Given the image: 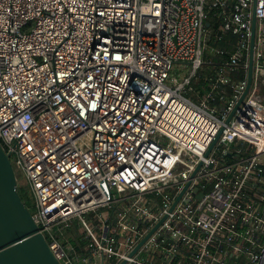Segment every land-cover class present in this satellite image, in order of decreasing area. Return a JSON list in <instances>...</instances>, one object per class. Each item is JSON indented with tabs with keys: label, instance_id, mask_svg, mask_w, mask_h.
I'll use <instances>...</instances> for the list:
<instances>
[{
	"label": "built area",
	"instance_id": "built-area-1",
	"mask_svg": "<svg viewBox=\"0 0 264 264\" xmlns=\"http://www.w3.org/2000/svg\"><path fill=\"white\" fill-rule=\"evenodd\" d=\"M0 145L60 264H264V0H0Z\"/></svg>",
	"mask_w": 264,
	"mask_h": 264
},
{
	"label": "water",
	"instance_id": "water-1",
	"mask_svg": "<svg viewBox=\"0 0 264 264\" xmlns=\"http://www.w3.org/2000/svg\"><path fill=\"white\" fill-rule=\"evenodd\" d=\"M253 21L254 17L252 15V24ZM207 24V22L204 23L205 26ZM251 45L252 37L250 39V47ZM249 77L250 66L247 74L248 82ZM214 140L210 143L205 154L209 151ZM0 264H60L59 260L55 258L48 248L46 239L39 232L28 208L20 198L9 154L3 150L1 145Z\"/></svg>",
	"mask_w": 264,
	"mask_h": 264
},
{
	"label": "rangeland",
	"instance_id": "rangeland-1",
	"mask_svg": "<svg viewBox=\"0 0 264 264\" xmlns=\"http://www.w3.org/2000/svg\"><path fill=\"white\" fill-rule=\"evenodd\" d=\"M11 166L13 168L14 174H15V178H16V185H17V189L18 188H23L25 190V192L23 194H21L22 201L23 199L26 200L29 204L25 205L27 208H30L31 205V197H30V192L29 190H26V185H25V179H24V175L22 173V171L20 169H18L17 167L14 166V164L11 161ZM28 189V188H27Z\"/></svg>",
	"mask_w": 264,
	"mask_h": 264
},
{
	"label": "flooded vegetation",
	"instance_id": "flooded-vegetation-1",
	"mask_svg": "<svg viewBox=\"0 0 264 264\" xmlns=\"http://www.w3.org/2000/svg\"><path fill=\"white\" fill-rule=\"evenodd\" d=\"M17 191H18L20 197H21V194H23L25 192V190L23 188H18Z\"/></svg>",
	"mask_w": 264,
	"mask_h": 264
},
{
	"label": "trees",
	"instance_id": "trees-1",
	"mask_svg": "<svg viewBox=\"0 0 264 264\" xmlns=\"http://www.w3.org/2000/svg\"><path fill=\"white\" fill-rule=\"evenodd\" d=\"M21 197H23V196H21ZM21 197H20V198H21ZM21 199H22V198H21ZM23 203H24L25 205H28V204H29V203H28L26 200H24V199H23Z\"/></svg>",
	"mask_w": 264,
	"mask_h": 264
}]
</instances>
